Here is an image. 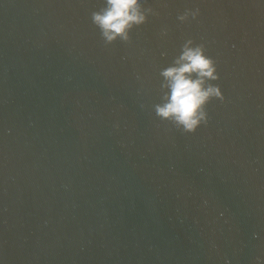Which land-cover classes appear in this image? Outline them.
Here are the masks:
<instances>
[{"label": "water", "instance_id": "obj_1", "mask_svg": "<svg viewBox=\"0 0 264 264\" xmlns=\"http://www.w3.org/2000/svg\"><path fill=\"white\" fill-rule=\"evenodd\" d=\"M102 6L0 0V264H264V0H147L108 46ZM189 38L224 101L182 134L152 106Z\"/></svg>", "mask_w": 264, "mask_h": 264}, {"label": "clouds", "instance_id": "obj_2", "mask_svg": "<svg viewBox=\"0 0 264 264\" xmlns=\"http://www.w3.org/2000/svg\"><path fill=\"white\" fill-rule=\"evenodd\" d=\"M146 3L147 0H104V6L91 12V22L99 29L105 46L117 40L129 43L130 32L147 23L149 15L157 14L151 7H145ZM199 14V8L186 9L177 19L195 20ZM166 34L164 29L162 35ZM206 51L204 43L186 39L180 54L159 72L161 97L152 106L153 111L161 122H167L182 134H194L200 126H207V105L213 99L224 101L220 86L212 83L220 79L217 61Z\"/></svg>", "mask_w": 264, "mask_h": 264}]
</instances>
